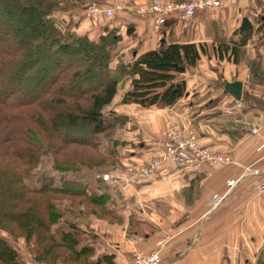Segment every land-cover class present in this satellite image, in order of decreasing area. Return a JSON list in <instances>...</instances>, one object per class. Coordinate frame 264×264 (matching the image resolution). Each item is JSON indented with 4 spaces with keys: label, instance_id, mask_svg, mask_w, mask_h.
I'll list each match as a JSON object with an SVG mask.
<instances>
[{
    "label": "trees",
    "instance_id": "obj_1",
    "mask_svg": "<svg viewBox=\"0 0 264 264\" xmlns=\"http://www.w3.org/2000/svg\"><path fill=\"white\" fill-rule=\"evenodd\" d=\"M108 1L0 0V264H22L10 242L20 239L37 264H116L112 254L93 261L94 249L81 247L76 235L92 215L114 218L105 194L81 177L135 165L121 164L122 144L113 138L125 123L112 110L119 96L122 105L170 108L186 93L177 76L206 53L202 45L164 40L131 64L114 65L123 40L117 29L92 41L53 18ZM244 29L239 41L215 45L219 59L240 62L253 35L251 25ZM128 81L131 88L122 93ZM43 159L55 174L30 184Z\"/></svg>",
    "mask_w": 264,
    "mask_h": 264
},
{
    "label": "crops",
    "instance_id": "obj_2",
    "mask_svg": "<svg viewBox=\"0 0 264 264\" xmlns=\"http://www.w3.org/2000/svg\"><path fill=\"white\" fill-rule=\"evenodd\" d=\"M154 1L170 4L189 0H109L108 8L121 6L112 20L101 17L97 21L84 13L78 23V33L92 41L107 29L119 31L123 40L116 64H131L164 40L195 43L206 50L195 68L177 76L176 80L185 82L186 93L174 106L122 105L120 96L117 98L112 110L125 121L113 135L122 144L118 149L120 162L141 164L159 157L158 142L164 138L167 119H174L191 125L206 147L230 156L233 163H205L185 170L166 165L159 170L160 178L136 188L104 184L92 176L88 184L96 185L92 187L95 194H105L106 207L114 218L93 215L88 225L76 231L82 238L81 247L94 249L93 261L112 254L116 264H131L134 250L150 253L163 239L168 240L161 250L163 264L264 263V195L255 193L252 178L245 175L246 167L264 165L262 141L251 133L254 125L264 127V28L257 31L264 20V0L201 11L190 23L172 15L163 27L160 43L154 17L138 13L139 7ZM244 19L249 20L252 36L258 33L259 37L247 42L238 64L219 59L215 45L239 41L241 33L236 31ZM255 19L261 20L255 23ZM255 62L261 64L258 73L251 71ZM235 81L243 84L240 110L224 88L226 82ZM130 88L128 81L122 93ZM214 195L224 199L216 210H210ZM147 228L151 233L145 232ZM25 244L22 239L12 242L22 264H37Z\"/></svg>",
    "mask_w": 264,
    "mask_h": 264
},
{
    "label": "built area",
    "instance_id": "obj_3",
    "mask_svg": "<svg viewBox=\"0 0 264 264\" xmlns=\"http://www.w3.org/2000/svg\"><path fill=\"white\" fill-rule=\"evenodd\" d=\"M250 2V0H189L186 3L162 4L159 1H154L152 5L148 7H139L138 13L142 16L154 17V31L160 43L163 39V27L167 24L169 17L172 15H178L180 21L190 23L194 20L198 12L222 9L227 3L245 5ZM86 8L87 17L98 21L101 17L112 20L115 12L119 10L121 6L117 5L114 8H108L102 7L98 3H90ZM236 108H239V110L242 109L240 100L237 101ZM166 124L167 130L164 134V138L162 142H158L161 147L159 157L141 164L129 165L123 170L103 174L98 173L96 176H93L94 180L104 182V184L115 183L121 186H133V188H136L144 185L150 180L160 178L159 170L166 165L185 170L201 166L205 163L217 165L233 163L230 156L222 155L206 147L197 134V131L191 128V125H184L174 119H167ZM263 131L264 127L262 125H254L251 133L254 137H258L264 146ZM245 175L252 178L253 190L255 193L264 195V165L246 167ZM233 184L234 183L231 182L229 185L232 186ZM223 199V196L214 195L208 205L210 210H216ZM165 243V240L160 241L158 247L150 253L134 250L131 256V264H163L161 250Z\"/></svg>",
    "mask_w": 264,
    "mask_h": 264
},
{
    "label": "rangeland",
    "instance_id": "obj_4",
    "mask_svg": "<svg viewBox=\"0 0 264 264\" xmlns=\"http://www.w3.org/2000/svg\"><path fill=\"white\" fill-rule=\"evenodd\" d=\"M89 4V3H88ZM88 4H86L85 6H84V8H83V6L82 7H79V8H74L71 12H59V13H56L54 16H53V18L56 20V22H57V24L60 26L61 25V27L62 28H66V26L67 27H69V31H70V33L71 32H74V33H77V34H80V33H78V31H77V28H78V26H79V22L81 21V20H83V14L85 13V15H86V10H87V8L86 7H88ZM264 15V14H263ZM261 18V17H260ZM259 20H261V19H255L254 20V22L255 23H258V22H260ZM257 30V29H256ZM260 32V31H259ZM257 36L259 37V34L258 33H255V35L254 36H250V38H252V37H256L257 38ZM98 39H95L94 41H97ZM249 40H251V39H249ZM248 40V41H249ZM119 47H122L121 45L119 46ZM119 47H118V50L116 51V54H115V58H114V65H116V62L115 61H117L116 59H117V54L119 53ZM198 134V133H197ZM199 135V134H198ZM200 137V136H199ZM73 139H77V138H79V136L77 135H75L74 137H72ZM73 148H77V147H72V149ZM79 150H83V149H81V148H79ZM87 150H89V149H87ZM89 152V151H88ZM164 167V166H163ZM51 172V174L52 173H54L55 174V172H53L52 171V167H51V161H49L48 159H43V161H42V164H41V166H40V168H39V170H38V175L36 176H34L32 179H30L29 180V183L30 184H36V179L39 177H41L42 175H46L47 173H50ZM98 173H100V174H103V173H109V172H94V173H90V175L88 174V175H86V177H81L82 178V180H84L85 179V181H87V182H91V176H96ZM38 178V179H39ZM90 185V184H89ZM91 186L93 187V186H96V185H94V184H91ZM91 187V188H92ZM92 190H93V188H92ZM111 196V195H110ZM136 207V206H135ZM134 207V208H135ZM93 216V215H92ZM92 216H90V220H89V222L91 221V218H92ZM163 240V239H162ZM161 240V241H162ZM166 241V243L168 242V240H165ZM11 242V244H12V241H10ZM159 243V242H158ZM158 243H157V245H156V248L158 247ZM166 243H165V245H166ZM164 245V246H165ZM155 248V249H156ZM155 249H153L152 251H150V252H153ZM163 250V249H162ZM163 259V258H162Z\"/></svg>",
    "mask_w": 264,
    "mask_h": 264
},
{
    "label": "water",
    "instance_id": "obj_5",
    "mask_svg": "<svg viewBox=\"0 0 264 264\" xmlns=\"http://www.w3.org/2000/svg\"><path fill=\"white\" fill-rule=\"evenodd\" d=\"M248 25H250L249 20L248 19H244L243 24L241 26V28H239L240 30L237 33H242ZM242 87L243 84L241 82L235 81V82H226L224 85L225 91L232 96L236 101H241V97H242Z\"/></svg>",
    "mask_w": 264,
    "mask_h": 264
}]
</instances>
